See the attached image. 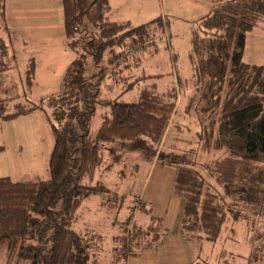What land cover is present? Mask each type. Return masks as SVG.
Instances as JSON below:
<instances>
[{
	"label": "trees",
	"instance_id": "trees-1",
	"mask_svg": "<svg viewBox=\"0 0 264 264\" xmlns=\"http://www.w3.org/2000/svg\"><path fill=\"white\" fill-rule=\"evenodd\" d=\"M5 1L0 0V71L6 66L9 48L4 41V36L8 37L3 27ZM61 4L65 43L75 56L64 70L59 89L27 101L17 94L15 86L4 91L0 83V119L10 120L40 109L52 136L46 179L14 181L0 176V255L7 264H102L95 246L102 248L103 236L77 227L81 223L79 210L96 196H115L116 202H122L129 189L117 199L106 183L94 180L98 169L105 165L113 168L122 160L119 153L128 151L139 156L142 163L156 158L175 168L173 192L184 199L180 223L183 240L193 249L203 243L212 251L222 249L214 260L196 258L194 253L188 264H200L199 260L202 264H233L239 255L224 250L223 244L229 239L235 242L236 234L231 228L223 236L225 223L231 220L233 226L245 222L248 209L244 205L248 203L256 204L258 208L253 205L252 209L261 212L264 184L261 186L258 178L236 173L231 176L235 182L229 178L213 181L206 169L211 167L207 163L212 158L218 161L228 157L236 169L238 161L264 163V65L243 60L246 33L257 19L264 18V0L224 1L204 15L192 31L189 58L193 78L196 84L204 83L200 95L203 105L196 107L202 119L195 136L188 140L197 144V149L180 152L179 143H170L180 141V134L186 130L175 126L181 102L177 75L173 86L165 91L152 83L138 88L131 99L122 97L138 80L152 75L128 81L133 61L128 55L114 53L113 46L125 47L128 40H137L136 35L144 39L148 34L145 26L110 20L109 0H61ZM109 70L111 75L119 73L120 78L124 72L121 95L101 96L100 86ZM33 75L30 61L23 75L26 89L33 84ZM8 92L19 100L11 107ZM95 117H100L97 126L93 124ZM174 127L180 134L172 136ZM139 212L149 216V227L132 221ZM130 219L133 228L127 244L125 224ZM156 224L143 202L130 204L128 215L120 223L121 233L106 245L111 257L105 264H126L128 257L155 246L160 235ZM244 229L247 235L246 222ZM222 252L233 261L227 262ZM257 253L250 261L264 264V252Z\"/></svg>",
	"mask_w": 264,
	"mask_h": 264
},
{
	"label": "rangeland",
	"instance_id": "rangeland-1",
	"mask_svg": "<svg viewBox=\"0 0 264 264\" xmlns=\"http://www.w3.org/2000/svg\"><path fill=\"white\" fill-rule=\"evenodd\" d=\"M224 1L227 0H110L111 10L108 14L110 19L127 21L130 22L132 26L144 25L145 31L148 33L142 40L138 39V36L136 35L137 40H128L125 47H122L120 44H114L113 46L114 53L120 52L121 55H128L133 63L135 62L134 64L132 63L133 65L131 64V68L128 71V81H132L137 77L152 75L151 77L138 80L134 89L126 94H122V97L125 99H131L138 88L150 86L152 83L156 84L158 90L165 91L173 86L175 77L176 75L178 76L181 102L176 113L175 126L180 125L182 131L184 129L186 130L183 132L181 131L182 133L180 134L178 131L179 129L174 127L172 136L180 134V141L170 140V143H179L177 152L185 150L194 151L197 149V144L189 143L188 140L195 136L202 119V112L196 110V107H201L203 105V101L200 100V95L204 83L196 84L194 82L193 69L189 58L191 34L198 26L200 19L212 9L223 4ZM19 3L20 0H17L16 4ZM18 18L17 14H9L8 11L6 13L4 11L3 27H5L8 36H20L21 27L18 26L21 22ZM45 26L46 25L44 24V26L37 25V27L31 28L34 29V34L32 36L35 38L43 37L44 35H42V33L54 35V23L52 26L53 31H46L47 29L44 28ZM24 34L27 35L26 33ZM18 60L10 61L8 70L13 73L8 81L11 83L9 84L10 86L14 87L15 84L17 85L19 90L17 91V94L24 98L28 96L29 91L33 93V89L28 90L22 86L23 77H21V74H23L24 70H22V62L20 60L17 62ZM243 60L247 63L264 65V18L257 19L251 29L246 33ZM100 69L104 72L102 65ZM111 71L113 70L111 69ZM123 73L124 72H122L120 78L118 76L119 73L118 75L117 73L111 75L109 70L107 73L108 77L105 78L100 86L101 96L113 97L120 94L124 86L122 83ZM125 73H127V71H125ZM62 75L60 76V79L62 78ZM116 76L117 78H115ZM56 78L58 79V76H56ZM115 80H117V82H115ZM1 84L4 83L1 82ZM20 88L22 89L20 90ZM34 88L37 89L38 86ZM6 96L9 107L19 101L16 99V96H12L10 92H8ZM193 96L196 98L192 102L191 107H188L191 101L190 99ZM99 123L100 117H95L93 119V124L97 126ZM39 124L41 136L46 138L44 140V149H41L40 154H37L36 156L38 162L34 171L40 177L47 172L49 156L46 155V144L48 142L49 134L51 136V127L46 119L45 121L41 120ZM119 158L122 160L119 161L120 163L118 162V164H115L113 168L109 169L105 165L104 168L101 167L98 169L94 180V183L99 181L106 183L112 189L114 194H116L117 199H120V195L129 189L128 184L130 181V185L132 182H135L143 162L139 156L137 157L136 154L128 151L120 152ZM209 159H211V156L205 157L207 162L210 161ZM136 164L137 168L134 170ZM207 164L211 166L206 169L208 173L211 172L209 176L210 180H227L229 178L235 182V178H232L231 176L232 173H236V175H243L246 178H252V180L253 178H258L259 180H262L260 185L262 186L264 184L263 162L247 161L243 163L238 161L236 164L237 169L234 167L235 171L233 168L234 165L229 162L228 157L218 161L217 158H214V160L212 158ZM119 170L123 175L120 176V172H118ZM115 198V196L104 198L96 196L83 203L80 208V210L82 209L80 212L81 216L88 221L89 231L91 233L93 231L102 234L103 236L102 248L95 246V251L99 252L100 250L99 257L102 264H105L106 260L111 257L109 246L106 245L112 242L113 236L121 233L120 223L128 215L130 204L134 205L135 202H140L139 198L133 200V194L131 191L126 192L125 198L120 204L118 201H115ZM253 205L258 208L254 203L244 205L245 210L248 209L245 212L247 217L243 219L247 224V235L244 233L245 222H239L232 226V224H230L231 220H229V222L225 223V228L223 227L225 229L223 236L229 233V231L231 232V228H233V231L236 234L235 242L229 239L223 244L224 250L232 251L239 255V257L233 261V258H229L225 252H222L223 256L228 258L227 262L229 263L233 261V264H256V261V263L250 261L252 259L254 260L252 254H255L257 251V255L264 252V208L261 209V212H258L255 209H252ZM137 223L138 226L142 227L138 220ZM132 228V224H125V241L127 244L129 243V231ZM221 245L222 244L216 245V247H220ZM221 251L222 249H215L212 251L208 243H203L200 246L197 245L194 249L196 258L202 260L207 257L211 258L210 260H214L218 255L220 256ZM202 260H199L200 264L204 263ZM219 260H221V257ZM7 263V260L0 255V264ZM15 263L23 264L18 262H12L11 264Z\"/></svg>",
	"mask_w": 264,
	"mask_h": 264
},
{
	"label": "crops",
	"instance_id": "crops-1",
	"mask_svg": "<svg viewBox=\"0 0 264 264\" xmlns=\"http://www.w3.org/2000/svg\"><path fill=\"white\" fill-rule=\"evenodd\" d=\"M15 2L17 0H6L4 8L5 13L8 11L9 14L18 15L21 34L14 37L4 36L9 48L5 58L6 66L0 71V83H4L1 84L2 88L7 91L11 84L8 80L13 73L8 70L10 61L19 59L22 62L24 71L21 77L28 63L33 61V84L27 88L33 89V93L29 91L25 97V100L31 101L58 90L60 76L75 55L65 43L61 0H20L19 4ZM108 18L110 19L109 16ZM53 23L54 35L42 33L43 37L32 36L34 29L31 28L45 24L46 31H53ZM14 86L19 91L17 85ZM36 86L37 89L34 88ZM45 119L46 116L40 109L10 120L0 119V176H9L14 181L47 178V172L39 177L34 171L38 162L36 156L44 149L46 139L41 136L39 122ZM51 146L52 136L49 134L47 156ZM174 176L173 166L154 158L151 163H142L137 179L131 185L128 184L129 189L131 186L129 192L133 194V199L139 198L145 208L149 209L150 216L157 220L156 229L160 230V235L155 246L142 250L136 257H128L126 264H188L194 259L193 247L182 237L180 223L184 199L173 192ZM80 219L81 223L77 227L82 231L88 229V221L83 216ZM137 220L144 228L151 224L146 212H139L132 218L136 223Z\"/></svg>",
	"mask_w": 264,
	"mask_h": 264
},
{
	"label": "built area",
	"instance_id": "built-area-1",
	"mask_svg": "<svg viewBox=\"0 0 264 264\" xmlns=\"http://www.w3.org/2000/svg\"><path fill=\"white\" fill-rule=\"evenodd\" d=\"M131 222H132V221H131V219H130V220L128 221V223L131 224Z\"/></svg>",
	"mask_w": 264,
	"mask_h": 264
}]
</instances>
